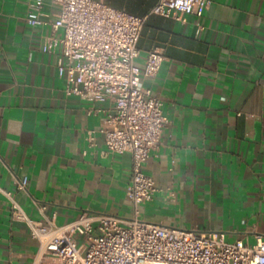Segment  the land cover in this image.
Returning <instances> with one entry per match:
<instances>
[{
  "label": "crops",
  "instance_id": "1",
  "mask_svg": "<svg viewBox=\"0 0 264 264\" xmlns=\"http://www.w3.org/2000/svg\"><path fill=\"white\" fill-rule=\"evenodd\" d=\"M32 1L0 0V186L35 219L42 203L58 224L83 211L132 217V155L106 151L104 114L91 110L108 104L67 95L61 48L43 50L51 25L27 22ZM104 1L147 17L138 65L151 48L165 54L144 79L170 123L143 164L159 189L140 217L254 243L264 232V0H212L181 20L151 13L159 0ZM58 12L47 3L43 17ZM37 247L0 191V264H33Z\"/></svg>",
  "mask_w": 264,
  "mask_h": 264
},
{
  "label": "built area",
  "instance_id": "2",
  "mask_svg": "<svg viewBox=\"0 0 264 264\" xmlns=\"http://www.w3.org/2000/svg\"><path fill=\"white\" fill-rule=\"evenodd\" d=\"M47 3L57 5L54 19H45ZM212 0H159L151 10L181 20L183 14L201 17ZM147 17L108 4L104 0H33L27 13L30 25H51L43 50L57 52V67L66 81L67 95L107 107L99 131L107 152L132 155V175L127 197L134 215L83 211L63 224L38 204L44 219L31 217L12 190L0 186L10 201L11 216L27 224L38 241L33 264H264V232L255 242L230 241L224 231H201L170 226L140 217L139 206L153 200L159 189L143 164L161 143L170 118L163 100L144 84L155 77L165 54L159 47L147 51L143 66L136 63ZM62 29V32L60 31ZM91 132L93 143L95 136ZM28 177L19 180L26 190Z\"/></svg>",
  "mask_w": 264,
  "mask_h": 264
},
{
  "label": "rangeland",
  "instance_id": "3",
  "mask_svg": "<svg viewBox=\"0 0 264 264\" xmlns=\"http://www.w3.org/2000/svg\"><path fill=\"white\" fill-rule=\"evenodd\" d=\"M145 220H148V221H152V222H156V221H153V220H149V219H145Z\"/></svg>",
  "mask_w": 264,
  "mask_h": 264
}]
</instances>
